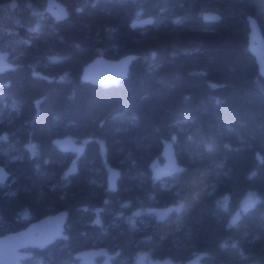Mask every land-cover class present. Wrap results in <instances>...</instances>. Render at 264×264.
Wrapping results in <instances>:
<instances>
[{
	"label": "trees",
	"instance_id": "obj_1",
	"mask_svg": "<svg viewBox=\"0 0 264 264\" xmlns=\"http://www.w3.org/2000/svg\"><path fill=\"white\" fill-rule=\"evenodd\" d=\"M46 1L20 0L16 12L0 0V48L14 59L0 73V165L9 174L0 235L69 214V239L23 264H80L75 253L93 247L117 253L116 264L141 253L168 264H264V78L246 20L264 34V0H59L69 13L62 22ZM204 11L221 21L205 24ZM145 17L154 24L131 29ZM127 55L118 86L81 80L95 57ZM67 136L85 145L81 155L53 144ZM165 143L182 171L158 179ZM111 167L120 171L114 193ZM246 196L254 206L241 204ZM162 208L170 217L158 221Z\"/></svg>",
	"mask_w": 264,
	"mask_h": 264
},
{
	"label": "water",
	"instance_id": "obj_2",
	"mask_svg": "<svg viewBox=\"0 0 264 264\" xmlns=\"http://www.w3.org/2000/svg\"><path fill=\"white\" fill-rule=\"evenodd\" d=\"M17 7L18 0L9 2L11 10H15ZM45 11L57 22H62L69 16L67 6L59 0H47ZM201 19L205 24H217L221 21L222 16L216 11H204L201 14ZM246 20L249 28L248 49L255 59L259 74L264 78V34L256 18L247 16ZM148 21L151 22L149 23ZM133 24H135V27H133ZM153 24V17H145L134 20L131 22L130 27L131 29H144ZM133 60V55H127L120 59L97 56L84 66L81 80L104 88L118 86L128 77ZM11 61L10 53L0 49V73L13 69L14 65ZM53 144L63 153L76 155H81L85 148L83 143L77 142L69 136L56 138ZM161 156L164 159V163L161 166H158V161L153 163L155 176L158 179H165L172 172H178V168L182 170L172 144H164ZM69 170L71 172L75 171V165L71 164ZM8 176L5 166L0 165V185L7 181ZM119 178L120 171L116 167L109 168L106 179V186L109 192L114 193L117 191ZM254 204L253 198L244 202L245 207H252ZM166 214L167 211H164L161 216ZM68 215L67 210H62L33 221L22 230L0 235V264H23L25 260L34 256L35 250H45L59 240H68L69 235L66 231ZM98 257H104V260L101 263H96ZM147 257V254L141 253L137 256V260L141 262ZM75 258L81 264H112L113 255H110L106 248L100 247L77 252L75 253ZM189 264H197V262L194 261Z\"/></svg>",
	"mask_w": 264,
	"mask_h": 264
},
{
	"label": "rangeland",
	"instance_id": "obj_3",
	"mask_svg": "<svg viewBox=\"0 0 264 264\" xmlns=\"http://www.w3.org/2000/svg\"><path fill=\"white\" fill-rule=\"evenodd\" d=\"M11 0H8V2H7V4H6V6H5V9H7V11H16V12H20V10L18 9V7H19V3H20V0H18V7L15 9V10H11L10 8H9V2H10ZM28 5L30 6V7H33L32 6V4H30V3H28ZM37 16L39 15V14H36ZM1 50H3V51H6V50H4V48L2 47V48H0ZM14 61V59L12 58V61L11 62H13ZM11 108H16V106L15 105H11ZM1 115H0V121H1ZM74 163H76V162H74ZM164 163V162H163ZM162 163V164H163ZM161 164V165H162ZM160 165V166H161ZM3 166H5V165H3ZM174 173H176V172H172L171 174H174ZM170 174V175H171ZM169 175V176H170ZM6 184V183H5ZM251 198V196H246V197H243L242 199H241V204H243V202L244 201H246V200H249ZM167 210H170V208H162L160 211H158L157 212V220L158 221H164V220H167L168 219V217H170L169 216V214H166L165 216H163V217H160L159 215L163 212V211H167ZM33 258V257H32ZM40 264H42L41 262H40ZM129 264H143V263H140V262H138V260L136 259V258H134V260L133 261H131ZM145 264H167L166 262H160V261H156V260H152V259H150V260H148Z\"/></svg>",
	"mask_w": 264,
	"mask_h": 264
},
{
	"label": "flooded vegetation",
	"instance_id": "obj_4",
	"mask_svg": "<svg viewBox=\"0 0 264 264\" xmlns=\"http://www.w3.org/2000/svg\"><path fill=\"white\" fill-rule=\"evenodd\" d=\"M93 248H100V247H93ZM105 248V247H104ZM107 249V248H106ZM108 250V249H107ZM108 252H109V254L110 255H113V258H112V264H116V256H117V253H114V252H112V251H110V250H108ZM146 254V253H145ZM148 255V254H147ZM136 259H137V257H136ZM104 260V257H98L97 259H96V263H101L102 261ZM148 260H150V258H149V256L144 260V261H138V262H140V263H143V264H145ZM194 261H196L197 262V264H200L197 260H192V261H190V262H194ZM80 262V261H79ZM190 262H188L187 264H189ZM130 262H128V264H129ZM81 264V263H80ZM168 264V263H167ZM171 264V263H170ZM174 264V263H173ZM176 264V263H175Z\"/></svg>",
	"mask_w": 264,
	"mask_h": 264
},
{
	"label": "clouds",
	"instance_id": "obj_5",
	"mask_svg": "<svg viewBox=\"0 0 264 264\" xmlns=\"http://www.w3.org/2000/svg\"><path fill=\"white\" fill-rule=\"evenodd\" d=\"M77 11H81V9H77ZM181 22V19L178 17V18H176L175 20H174V23H180ZM135 24H133V27H135L134 26ZM33 30V29H32ZM153 55H155V53H153ZM181 211H183V209L181 208Z\"/></svg>",
	"mask_w": 264,
	"mask_h": 264
},
{
	"label": "snow or ice",
	"instance_id": "obj_6",
	"mask_svg": "<svg viewBox=\"0 0 264 264\" xmlns=\"http://www.w3.org/2000/svg\"><path fill=\"white\" fill-rule=\"evenodd\" d=\"M148 22L150 23L151 21H148ZM134 26H135V25H134ZM177 171L179 172V171H182V170L178 168Z\"/></svg>",
	"mask_w": 264,
	"mask_h": 264
}]
</instances>
